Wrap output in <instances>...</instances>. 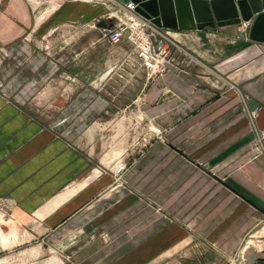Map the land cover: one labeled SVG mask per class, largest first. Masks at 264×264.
<instances>
[{"label": "crops", "instance_id": "obj_1", "mask_svg": "<svg viewBox=\"0 0 264 264\" xmlns=\"http://www.w3.org/2000/svg\"><path fill=\"white\" fill-rule=\"evenodd\" d=\"M106 5L0 6V210L3 239L24 245L14 264H176L199 243L264 264V42L161 26L181 48L150 77L126 36H106ZM134 128L141 150L124 156Z\"/></svg>", "mask_w": 264, "mask_h": 264}, {"label": "water", "instance_id": "obj_2", "mask_svg": "<svg viewBox=\"0 0 264 264\" xmlns=\"http://www.w3.org/2000/svg\"><path fill=\"white\" fill-rule=\"evenodd\" d=\"M132 1L139 14L158 26L182 30L235 27L240 37L264 42V0ZM250 103L256 106L255 100Z\"/></svg>", "mask_w": 264, "mask_h": 264}, {"label": "built area", "instance_id": "obj_3", "mask_svg": "<svg viewBox=\"0 0 264 264\" xmlns=\"http://www.w3.org/2000/svg\"><path fill=\"white\" fill-rule=\"evenodd\" d=\"M81 1L107 4L106 17L112 20V26L106 29V36L116 44L126 36L133 44L134 51L137 52L150 77L163 74L168 70V64L172 61L173 46H177V42L170 31L139 14L134 1ZM250 114L256 117L257 109L251 110Z\"/></svg>", "mask_w": 264, "mask_h": 264}, {"label": "rangeland", "instance_id": "obj_4", "mask_svg": "<svg viewBox=\"0 0 264 264\" xmlns=\"http://www.w3.org/2000/svg\"><path fill=\"white\" fill-rule=\"evenodd\" d=\"M6 1L7 0H0V6H3L6 3ZM26 2L33 5L34 3L37 4V2L45 3V2H48V0H26ZM176 44H177V46H173L172 59H174V57H175L174 48H179V47L181 48V46L178 44V42ZM2 48H3V42L0 40V60L2 59L3 55L5 56ZM245 100L247 101V98H245ZM257 114H258V110H257ZM250 116H251V114H250ZM256 117H257V115H256ZM256 117H252V119H256ZM129 136H130V138H129V140L125 146L122 147V145H120L117 147H119L120 149H123L124 147L128 148L127 149L128 151L125 152L124 156H126L127 153L133 154V156H135L141 150V140L142 139L140 138L141 137L140 129H136V128L132 129L131 134ZM257 140L260 142L261 149L264 152V134L262 132L260 133L259 137L257 136ZM143 141L145 142V140H143ZM128 143H129V145H128ZM133 143H134V145H133ZM109 149H111V148H109V146H108L106 149V152ZM114 151H115L116 155L119 153L117 150H114ZM131 156L132 155H130V158H132ZM106 158H107V162L112 160V157L111 158L106 157ZM130 163H131L130 160L129 161L126 159L123 160V158H122V162L118 166V169L120 170L121 168H123V169H121V172H122L125 169V167L127 168L126 164H128V166H129ZM121 172L119 171V173H121ZM119 180L123 181V179H121V176L119 177ZM5 221L6 220L3 217L2 212L0 210V259L5 260L4 262H2L0 264H14L15 263V261H14L15 257L13 256L14 253H16L17 249H19L20 247H22L24 245L15 247L14 245L20 243L19 240H17V239H14V240L13 239H10V240L3 239L2 234L4 232L9 233L5 229L6 227L3 223ZM259 229H261V231L264 233V219L261 220ZM207 252H208V247L199 243V245H198V247H196V249H192L191 253H188L186 255V257H181L180 260L176 264H231V261L227 262L226 260H224L220 257L210 256V255H208ZM55 260H57V259L52 258L50 260V264L58 263V261H55Z\"/></svg>", "mask_w": 264, "mask_h": 264}, {"label": "bare ground", "instance_id": "obj_5", "mask_svg": "<svg viewBox=\"0 0 264 264\" xmlns=\"http://www.w3.org/2000/svg\"><path fill=\"white\" fill-rule=\"evenodd\" d=\"M248 25V24H247ZM114 153H115V151H114Z\"/></svg>", "mask_w": 264, "mask_h": 264}]
</instances>
